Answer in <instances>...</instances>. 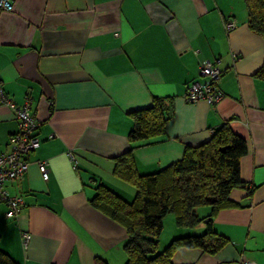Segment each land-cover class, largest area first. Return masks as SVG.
<instances>
[{"label":"crops","instance_id":"0c3cea01","mask_svg":"<svg viewBox=\"0 0 264 264\" xmlns=\"http://www.w3.org/2000/svg\"><path fill=\"white\" fill-rule=\"evenodd\" d=\"M10 1L12 12L0 10V83L19 105L33 98L41 145L28 156L25 177L7 184L24 201L20 215L6 218L0 200V249L20 264H94L96 257L125 264L126 230L90 200L100 183L135 197L136 189L115 176L114 158L131 146L129 112L163 97L171 99L173 115L164 135L135 145L141 174L181 159L185 146L207 142L225 122L248 145L240 161L247 187L230 194L243 206L213 218L228 244L216 254L181 248L174 264H264V80L254 77L264 39L249 28L244 0ZM228 19L235 29H226ZM208 59L221 61L224 97L216 106L188 103L187 88L202 80ZM17 129L14 113L0 104V153ZM41 160L49 162L47 181ZM205 210L198 214L206 217ZM175 228L172 240L206 230L203 223ZM22 231L31 234L27 249Z\"/></svg>","mask_w":264,"mask_h":264},{"label":"trees","instance_id":"16d2710c","mask_svg":"<svg viewBox=\"0 0 264 264\" xmlns=\"http://www.w3.org/2000/svg\"><path fill=\"white\" fill-rule=\"evenodd\" d=\"M244 3L249 28L264 39V0H244ZM254 77L264 80V62ZM129 115L133 121L128 134L131 146L114 158V174L132 185L136 195L129 201L100 183L90 200L94 208L126 230V264H174L173 256L181 248L216 254L229 240L214 229V216L223 209L243 206L232 201L230 194L238 187H247L240 177V161L248 153L247 141L225 122L207 142L185 146L181 159L157 172L141 174L133 155L134 147L166 133L173 115L171 99L154 97L150 106ZM202 207L210 209L206 217L198 214ZM169 214H173L178 228H195L203 223L206 230L199 235L176 237L160 250L164 219ZM0 264L20 263L0 249ZM94 264L108 263L96 257Z\"/></svg>","mask_w":264,"mask_h":264},{"label":"built area","instance_id":"2783aa9c","mask_svg":"<svg viewBox=\"0 0 264 264\" xmlns=\"http://www.w3.org/2000/svg\"><path fill=\"white\" fill-rule=\"evenodd\" d=\"M0 10L12 12L14 5L10 0H0ZM228 31L237 27L235 20L225 21ZM220 60H205L200 66L199 74L201 81L191 83L184 95L188 103H198L204 101L210 106H216L224 97V92L220 86L223 71L220 67ZM52 103V102H51ZM0 104L9 108L18 123L17 131L9 139V148L0 153V200L6 204L5 217L8 219L17 218L23 210L24 201L20 196L12 195L7 184L12 181L22 180L30 166L28 156L40 146L37 131L41 126V121L34 116L32 111L33 98L30 95L25 97L24 102L19 105L10 98L0 83ZM213 133V132H212ZM55 137L54 133L49 135V139ZM67 156L74 169L78 167V159L73 151H68ZM38 167L42 178L47 181L50 177V166L47 160L38 162ZM31 234L28 231L21 232V241L24 249L30 244ZM242 264H257L256 262L244 259Z\"/></svg>","mask_w":264,"mask_h":264},{"label":"rangeland","instance_id":"374dc122","mask_svg":"<svg viewBox=\"0 0 264 264\" xmlns=\"http://www.w3.org/2000/svg\"><path fill=\"white\" fill-rule=\"evenodd\" d=\"M205 209H207V208L206 207L199 208L198 213L201 215L204 214L203 212L206 211ZM174 229H176L174 216H173V214H169L164 219V230H163L162 236L160 238V242H161L160 250L164 249L165 246L171 242L172 239H170V238L173 235ZM164 243H165V246L162 245Z\"/></svg>","mask_w":264,"mask_h":264}]
</instances>
